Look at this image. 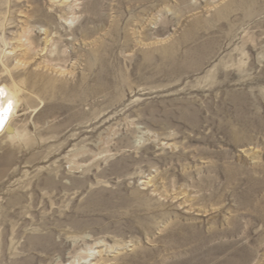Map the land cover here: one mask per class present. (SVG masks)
Returning <instances> with one entry per match:
<instances>
[{"label": "rangeland", "instance_id": "rangeland-1", "mask_svg": "<svg viewBox=\"0 0 264 264\" xmlns=\"http://www.w3.org/2000/svg\"><path fill=\"white\" fill-rule=\"evenodd\" d=\"M0 54V264H264V0H0Z\"/></svg>", "mask_w": 264, "mask_h": 264}, {"label": "bare ground", "instance_id": "bare-ground-1", "mask_svg": "<svg viewBox=\"0 0 264 264\" xmlns=\"http://www.w3.org/2000/svg\"><path fill=\"white\" fill-rule=\"evenodd\" d=\"M21 92L15 84H12V87L0 86V135L6 134L11 139L16 138L18 135L12 124L18 114L17 108L20 103L19 94ZM66 264H75V262Z\"/></svg>", "mask_w": 264, "mask_h": 264}]
</instances>
